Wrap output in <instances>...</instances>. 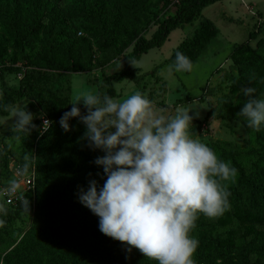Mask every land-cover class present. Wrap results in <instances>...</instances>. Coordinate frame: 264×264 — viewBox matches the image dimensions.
<instances>
[{
	"label": "trees",
	"instance_id": "16d2710c",
	"mask_svg": "<svg viewBox=\"0 0 264 264\" xmlns=\"http://www.w3.org/2000/svg\"><path fill=\"white\" fill-rule=\"evenodd\" d=\"M11 1L14 2L9 4L8 0H0V23L13 28L22 45L41 32L44 45L39 56L20 51L23 57L34 58L25 71L0 65V116L6 115L17 101L26 99L27 111L42 115L52 123L43 134L34 130L29 134L20 132L22 148L32 149L30 165L19 163L24 170L33 166V193L28 199V211L26 204L3 205L6 212H0V221H3L0 264H158L138 250L103 235L99 218L79 201L80 189L87 191L90 181H96L99 191L107 179L103 168L95 164L102 157V150L89 147L83 138L86 126L79 118H71L70 130L65 132L59 124L72 107L69 74L92 68L88 43L73 35L62 39L55 34L61 27L56 25L57 14L47 9L42 0ZM218 1L221 0H175L173 13L160 21H156L158 11L154 6L161 2V7H165L168 0H106L111 5L110 14L101 7L96 8L92 17L86 14L85 21L95 26V32L87 29V33L100 41L98 66L105 65L130 46L121 57L120 69L103 76L95 94L116 98L114 83L137 79L131 63L148 50L158 48L171 30L194 21L203 7ZM77 2L86 5L89 0ZM97 21H100L98 25ZM152 23L156 24L155 30L149 38H144L142 33ZM216 34L217 29L209 20L199 21L192 34L178 43L166 61L173 65L179 51L193 64ZM251 34L249 31L248 39ZM237 46L231 48L230 56L237 70L238 85L255 87L257 97L262 99L264 61L245 44ZM4 72L19 74L18 85L8 86L2 78ZM77 107L82 116L87 114L84 105ZM217 116L226 117L225 113ZM251 136L249 145L242 151L231 149L229 144L211 148L220 160L230 162L238 175L234 182H225L230 193L228 211L217 218L198 214L195 227L189 233L199 241L192 257L195 264L264 262V234L254 230V226L264 224V125ZM11 155L12 151L2 145L0 165L5 166ZM23 213L29 216L28 227L18 240L7 242V228Z\"/></svg>",
	"mask_w": 264,
	"mask_h": 264
},
{
	"label": "clouds",
	"instance_id": "9594fccd",
	"mask_svg": "<svg viewBox=\"0 0 264 264\" xmlns=\"http://www.w3.org/2000/svg\"><path fill=\"white\" fill-rule=\"evenodd\" d=\"M192 68L191 60L177 51L170 70ZM240 91L247 100L238 115L246 118L247 127L259 131L264 99L257 97L255 87ZM81 102L87 109L83 116L77 107ZM71 105L59 121L61 128L69 131L68 121L79 118L89 147L105 153L95 160L107 177L103 187L98 191L92 180L87 191H79L80 203L99 218L100 232L158 264H195L192 257L199 241L189 233L198 214L217 218L230 209L225 182H234L238 170L193 138L190 109L166 115L140 92L117 100L82 91ZM12 116L16 132L36 129L27 106L13 108ZM51 123L43 119L40 134ZM0 212H6L3 205Z\"/></svg>",
	"mask_w": 264,
	"mask_h": 264
},
{
	"label": "rangeland",
	"instance_id": "374dc122",
	"mask_svg": "<svg viewBox=\"0 0 264 264\" xmlns=\"http://www.w3.org/2000/svg\"><path fill=\"white\" fill-rule=\"evenodd\" d=\"M42 1L47 9L57 14L59 22L56 25L61 27L55 30V34L62 39L73 35L75 39L88 43L90 47L91 70L69 74V103L71 105L79 92L91 91L95 94L97 85L103 76L120 69L121 57L130 50V46L119 52L105 65L98 66L100 41L87 33V29L95 32V26L88 24L85 16L87 14L92 17L93 12L96 14L98 7L109 13L111 5L107 4L106 0H89L86 5L78 3L77 0ZM8 2L12 4L14 1L8 0ZM174 3L175 0H168L165 7H161V2L155 5L154 10L158 11L156 21L171 15ZM25 19L28 21L27 18ZM203 19L209 20L217 29L216 36L195 59L191 72L170 70L171 65L166 61L169 54L181 40L192 34L198 22ZM99 23L100 21H97L96 25ZM155 28L156 24L152 23L142 33L143 37L149 38ZM249 31L252 34L248 39ZM240 44H245L260 60L264 61V0H221L203 7L194 21L171 30L158 48L148 50L137 61L131 63L130 68L137 81L124 79L114 83L113 87L117 94L115 99L123 100L140 92L158 109L165 110L166 115L174 116L178 110L190 109L189 115L193 116L191 131L194 139H199L210 148L217 144L219 146L229 144L231 149L245 150L255 130L247 127L245 117L238 115L247 100L240 89L248 87L238 85L237 70L232 64L230 55L232 54L231 48ZM43 45L41 32L31 38L28 44L22 45L15 37L14 29L7 24L0 23V59L2 60L0 65L18 67L25 71L31 67L34 58L23 57L20 51L39 56L43 52ZM2 78L8 86L18 85L15 72H4ZM27 102L26 99L17 101L9 108L6 115L0 116V147L5 145L12 151L7 164L0 165V188L12 180L9 172L10 165L18 163L21 166L20 161L26 166L30 165L32 149L22 148L20 140L22 134L13 129L15 119L12 116L13 108L23 107ZM218 113H225L226 117H218ZM33 116L32 123L36 125L34 131L40 134V123L43 116ZM104 155L102 151V156ZM0 205H3L1 200ZM28 225L29 216L21 214L7 228L9 237L6 241L18 240ZM238 229L239 226H237ZM254 230L264 234V224L254 226Z\"/></svg>",
	"mask_w": 264,
	"mask_h": 264
},
{
	"label": "built area",
	"instance_id": "2783aa9c",
	"mask_svg": "<svg viewBox=\"0 0 264 264\" xmlns=\"http://www.w3.org/2000/svg\"><path fill=\"white\" fill-rule=\"evenodd\" d=\"M16 78L19 79L20 75L17 74ZM43 119L46 118L43 117ZM43 119H41L40 128L43 124ZM9 172L12 180L0 188V200L4 206L8 207L24 205L26 201H29V196H32L33 193V166L24 170L19 164L15 163L9 166ZM13 184L15 185L14 190H12Z\"/></svg>",
	"mask_w": 264,
	"mask_h": 264
}]
</instances>
